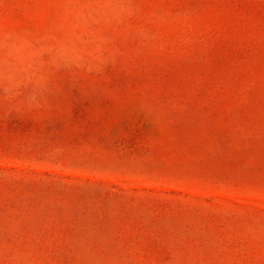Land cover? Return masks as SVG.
Segmentation results:
<instances>
[{
	"label": "rangeland",
	"instance_id": "rangeland-1",
	"mask_svg": "<svg viewBox=\"0 0 264 264\" xmlns=\"http://www.w3.org/2000/svg\"><path fill=\"white\" fill-rule=\"evenodd\" d=\"M0 264H264V0H0Z\"/></svg>",
	"mask_w": 264,
	"mask_h": 264
}]
</instances>
